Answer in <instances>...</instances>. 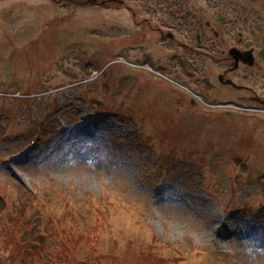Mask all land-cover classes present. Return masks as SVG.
Listing matches in <instances>:
<instances>
[{
	"label": "rangeland",
	"instance_id": "1",
	"mask_svg": "<svg viewBox=\"0 0 264 264\" xmlns=\"http://www.w3.org/2000/svg\"><path fill=\"white\" fill-rule=\"evenodd\" d=\"M52 7L46 0H0V194L29 201L32 195L24 187L41 192L45 203L52 187L70 188L76 198L89 194L92 200L103 191L120 194L109 209L120 218L106 227L107 234L97 230L117 238L120 246L131 236L146 242L153 229L178 246L183 264H218L219 255H231L232 264H264V118L222 116L224 109L212 111L199 103L207 118L178 112L181 127L197 133L188 138L193 145L220 148L225 157L237 159L239 168L246 165L244 176L238 169L232 176L216 162L215 153L210 188L192 157L168 159L154 151L137 138V122L117 111L124 110L118 101L131 108L136 104L153 121L172 113L177 94L186 110L190 97L204 94L199 85L182 82L174 71L147 70L142 62L147 55L125 48L144 42L136 25L137 33L123 25L129 34L123 39L117 37L122 23L117 34L102 29L111 14L97 7ZM207 64L203 61V68ZM27 90L37 95L31 106L19 97L28 98ZM13 99L21 101L16 118L7 112ZM38 116L51 118L40 121L49 131L47 138L36 132ZM56 164L62 165L61 172ZM131 204L143 220L140 225L129 217ZM55 212L52 208L42 216ZM214 217L223 218L229 232L209 234Z\"/></svg>",
	"mask_w": 264,
	"mask_h": 264
},
{
	"label": "flooded vegetation",
	"instance_id": "2",
	"mask_svg": "<svg viewBox=\"0 0 264 264\" xmlns=\"http://www.w3.org/2000/svg\"><path fill=\"white\" fill-rule=\"evenodd\" d=\"M79 2L87 10L97 7L111 14L103 30L117 34L122 23L117 37L129 36L124 29L128 25L135 33L136 25L144 42L124 45L126 49L145 53L159 68L189 74L220 100L264 114V0ZM203 61L208 63L205 68Z\"/></svg>",
	"mask_w": 264,
	"mask_h": 264
},
{
	"label": "trees",
	"instance_id": "3",
	"mask_svg": "<svg viewBox=\"0 0 264 264\" xmlns=\"http://www.w3.org/2000/svg\"><path fill=\"white\" fill-rule=\"evenodd\" d=\"M25 93L31 94L28 90ZM32 98H21V101L31 106ZM21 101L13 99L7 109L13 118H16L14 111ZM30 117L35 120L34 112L29 113ZM37 118L44 122L51 119H43L41 116ZM181 119V115L173 108L172 113L157 116L150 124L154 131L152 134L157 136L154 142L157 149L168 153L170 157L182 153L187 155L194 149V140L191 142L188 138L197 133L191 127L185 131L181 127ZM39 125L42 127L41 135L46 136L48 129L41 123ZM203 148L209 153L214 150L212 147ZM204 160L203 164L207 168L208 160ZM24 191L32 195L29 201H11L9 197L0 194V264H182L185 260L175 243H168L164 237L155 234L153 229H150L151 235L146 242L137 241L131 236L126 246H120L118 239L111 235L101 236L97 230L101 229L107 234L106 227L112 226L120 218L119 215L114 218L115 214L104 211L103 207L94 209L95 220L92 223L82 221L83 226H86L83 228L76 222V212L68 206L65 194L60 189H55L53 195L47 196V203L44 202L45 198L29 190ZM66 193L67 196L70 192ZM9 195L15 197V194ZM52 208L56 210V215H43L35 222L36 212L43 213ZM128 213L130 219L140 225L137 210L133 207ZM68 219L72 221L71 224L67 222ZM199 255L195 254L196 258ZM222 259L218 260V264L230 260Z\"/></svg>",
	"mask_w": 264,
	"mask_h": 264
},
{
	"label": "bare ground",
	"instance_id": "4",
	"mask_svg": "<svg viewBox=\"0 0 264 264\" xmlns=\"http://www.w3.org/2000/svg\"><path fill=\"white\" fill-rule=\"evenodd\" d=\"M55 167H56V170H60L62 168V165L56 164ZM58 172H61V170ZM223 220H224L223 218L222 219H217L216 217L212 218L209 221L208 226H207V229H209L210 231L209 234L217 235L219 233H227L230 226H226Z\"/></svg>",
	"mask_w": 264,
	"mask_h": 264
}]
</instances>
